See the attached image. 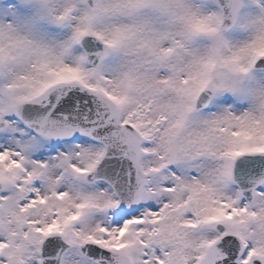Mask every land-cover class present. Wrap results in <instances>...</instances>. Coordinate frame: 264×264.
I'll use <instances>...</instances> for the list:
<instances>
[{
  "label": "snow or ice",
  "instance_id": "6c2138e0",
  "mask_svg": "<svg viewBox=\"0 0 264 264\" xmlns=\"http://www.w3.org/2000/svg\"><path fill=\"white\" fill-rule=\"evenodd\" d=\"M0 264H264V0H0Z\"/></svg>",
  "mask_w": 264,
  "mask_h": 264
}]
</instances>
